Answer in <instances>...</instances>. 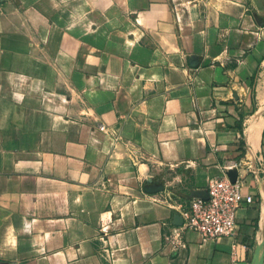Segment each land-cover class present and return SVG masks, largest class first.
<instances>
[{
    "label": "crops",
    "instance_id": "crops-1",
    "mask_svg": "<svg viewBox=\"0 0 264 264\" xmlns=\"http://www.w3.org/2000/svg\"><path fill=\"white\" fill-rule=\"evenodd\" d=\"M0 264H264V0H0Z\"/></svg>",
    "mask_w": 264,
    "mask_h": 264
},
{
    "label": "built area",
    "instance_id": "built-area-1",
    "mask_svg": "<svg viewBox=\"0 0 264 264\" xmlns=\"http://www.w3.org/2000/svg\"><path fill=\"white\" fill-rule=\"evenodd\" d=\"M100 129L104 127L101 125ZM232 168L236 171L234 180L226 169L223 175L209 179L204 195L173 206L179 223L174 220L171 235H165V241L178 242L182 233L187 230L197 231L208 239L235 235L238 229L236 209L242 199L241 180L237 171L241 168V163L234 162ZM245 200L250 202L252 197L246 196Z\"/></svg>",
    "mask_w": 264,
    "mask_h": 264
},
{
    "label": "water",
    "instance_id": "water-1",
    "mask_svg": "<svg viewBox=\"0 0 264 264\" xmlns=\"http://www.w3.org/2000/svg\"><path fill=\"white\" fill-rule=\"evenodd\" d=\"M228 174H229V176H230V178H231L232 180L235 179L236 171H229ZM205 193H206V192H205ZM199 196H202V194L199 195ZM176 217H177V216H175V220L177 221L178 219H177ZM176 221H175V222H176ZM178 222H179V220H178Z\"/></svg>",
    "mask_w": 264,
    "mask_h": 264
}]
</instances>
